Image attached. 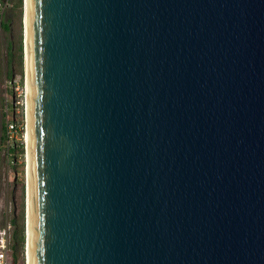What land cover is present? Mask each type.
<instances>
[{
	"label": "water",
	"instance_id": "1",
	"mask_svg": "<svg viewBox=\"0 0 264 264\" xmlns=\"http://www.w3.org/2000/svg\"><path fill=\"white\" fill-rule=\"evenodd\" d=\"M27 95L29 264H264V0H27Z\"/></svg>",
	"mask_w": 264,
	"mask_h": 264
},
{
	"label": "rangeland",
	"instance_id": "2",
	"mask_svg": "<svg viewBox=\"0 0 264 264\" xmlns=\"http://www.w3.org/2000/svg\"><path fill=\"white\" fill-rule=\"evenodd\" d=\"M2 21H7L9 28L4 30L0 25V226L5 222L10 223L12 257L15 264H25V149L22 154L18 153L20 143L25 146L26 133L23 0L20 6L6 8ZM6 119L15 120L21 129L17 138H13L16 139V151L11 154L7 152L6 139L2 138V125H5ZM15 228L19 232L22 229V240L16 241Z\"/></svg>",
	"mask_w": 264,
	"mask_h": 264
},
{
	"label": "built area",
	"instance_id": "3",
	"mask_svg": "<svg viewBox=\"0 0 264 264\" xmlns=\"http://www.w3.org/2000/svg\"><path fill=\"white\" fill-rule=\"evenodd\" d=\"M10 2L11 0H0V25L6 8L10 7ZM20 130L21 129L15 120L6 119L4 134L7 142V148H6L7 152L9 147H11L12 145L13 147L16 146L15 143L16 139L13 138H17L16 136L18 135ZM25 131H26V126H25ZM24 139H25V134H24ZM10 141L12 142L11 145H10ZM23 149H25L24 145H23ZM11 230L12 228L9 222H5L0 226V264H15V261L12 257V253L10 251L11 240H12ZM25 264H27L26 261Z\"/></svg>",
	"mask_w": 264,
	"mask_h": 264
},
{
	"label": "bare ground",
	"instance_id": "4",
	"mask_svg": "<svg viewBox=\"0 0 264 264\" xmlns=\"http://www.w3.org/2000/svg\"><path fill=\"white\" fill-rule=\"evenodd\" d=\"M24 24H25V46H26V57H25V105H26V133H25V181L27 188V242H26V262L29 264V234H28V95H27V0H25V16H24Z\"/></svg>",
	"mask_w": 264,
	"mask_h": 264
},
{
	"label": "trees",
	"instance_id": "5",
	"mask_svg": "<svg viewBox=\"0 0 264 264\" xmlns=\"http://www.w3.org/2000/svg\"><path fill=\"white\" fill-rule=\"evenodd\" d=\"M13 1V2H12ZM22 4V0H16L15 2H14V0H11V2H10V8L11 7H13L14 5H18V6H20ZM1 27H2V29H4V30H8V22L7 21H2L1 22ZM21 49V45H19V50ZM2 128H3V131H5V125L3 124L2 125ZM2 138L4 139L5 138V134H4V132H3V136H2ZM23 144L21 143L20 144V146H19V148H18V153L19 154H22L23 153ZM14 151H16V147H9V149H8V153L9 154H11V152L13 153ZM15 157V156H14ZM13 222H14V224H15V221L14 220H12ZM14 236H15V239H16V241H18V240H22V237H23V234H22V229H21V232H19L18 231V229L17 228H15V230H14Z\"/></svg>",
	"mask_w": 264,
	"mask_h": 264
}]
</instances>
